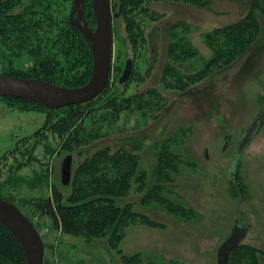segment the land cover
<instances>
[{
	"label": "rangeland",
	"instance_id": "obj_1",
	"mask_svg": "<svg viewBox=\"0 0 264 264\" xmlns=\"http://www.w3.org/2000/svg\"><path fill=\"white\" fill-rule=\"evenodd\" d=\"M109 1L113 12L118 5L122 8L113 21L109 81L96 103L79 104L72 112L84 115L82 134L87 136L81 139L87 138L88 144L78 147L72 140L65 144L66 137L49 129L71 117L69 108L53 110L16 97L0 98V196L36 227L45 246L44 264H124L123 256L135 255L142 264H216L217 249L236 215L241 224L249 225L242 243L263 251L257 256L264 264V120L239 162V186L229 175L243 132L264 113L262 15L258 14V36L230 65L186 91L168 89L162 83L166 65L181 76L200 72L212 56L205 34L241 19L254 0H207L206 6L167 0ZM257 1L264 10V0ZM73 2L20 0L12 12L26 11L27 17L40 19L43 53L62 60V41L56 42L60 30L66 22L80 20ZM82 16L83 24L94 32L85 12ZM171 43L191 45L198 54L175 62L169 57ZM2 56L3 75L29 73L35 63L25 53L12 58L5 51L7 60ZM128 59L132 71L121 84ZM139 93H143L142 102L133 99ZM226 135L231 140L223 150ZM108 145L135 153L144 175V185L132 179L128 194L118 198L117 205L131 204L133 211L155 225L127 227L115 249L107 237L86 241L60 234L34 209V203L48 197L53 188L66 203L71 185L61 184V164L67 155H72L74 174L84 159ZM164 146L168 148L163 150ZM161 152L168 161L162 196L185 208V216L155 202L142 203L155 184Z\"/></svg>",
	"mask_w": 264,
	"mask_h": 264
},
{
	"label": "trees",
	"instance_id": "obj_2",
	"mask_svg": "<svg viewBox=\"0 0 264 264\" xmlns=\"http://www.w3.org/2000/svg\"><path fill=\"white\" fill-rule=\"evenodd\" d=\"M167 1L192 3L197 6L207 5V0ZM19 2L20 0L0 2V54L3 55V59L7 60L4 56L5 51H8L12 58L25 53L33 57L35 63L29 73L14 71L7 75L37 78L63 87H79L86 84L93 65L87 39L71 23L66 22L56 39V42L62 41L59 47V50L62 49V60L59 57L49 56L48 53L44 54V41L38 35L42 30L40 19L27 17L26 11L13 14L12 9ZM83 8L86 21L89 25L95 26L91 0H84ZM258 14H261L264 19L263 8L257 0H254L241 19L206 33L205 41L211 47L209 48L212 50V56L203 69L192 76H181L173 67L166 65L162 77L165 88L186 91L191 84L199 83L230 65L258 36L260 29ZM197 54V51L188 44L171 43L169 48V57L175 62L193 59ZM152 92L154 91L149 93L154 94ZM101 95L85 104L96 103ZM142 95L143 93H139L133 96V99L142 102ZM7 98L8 100L14 99V97L4 99ZM35 106L42 107L41 105ZM78 106L81 105L64 107L70 109L71 117L50 125L49 129L60 138L66 137L65 144L72 140L80 147L87 145L88 141L87 138L81 139L87 136L82 134L84 115L75 116L76 114L72 113L79 108ZM140 109H142L141 106H139ZM163 148L165 150L168 147ZM158 158L155 184L143 197L142 203L155 202L165 206L173 214L185 216L188 214L185 208L171 203L162 196L163 184L168 181L165 180L168 161L164 152H161ZM132 179L144 185V175L139 171L138 156L124 148L112 149L109 145L103 146L84 159L72 174L71 192L66 203H63L62 193L53 188L48 197L34 203V209L41 217H47L53 229L60 234L80 237L86 241L107 237L109 246L115 249L122 241L123 231L127 227L137 224L155 226L146 215L133 211L131 204L118 206L116 203L118 198H123L128 194ZM231 180L233 181L232 178ZM259 252L263 253L261 250L241 243L230 251L228 264H260ZM122 260L124 264H142L138 255L123 256ZM0 264H26V257L20 242L1 222Z\"/></svg>",
	"mask_w": 264,
	"mask_h": 264
},
{
	"label": "water",
	"instance_id": "obj_3",
	"mask_svg": "<svg viewBox=\"0 0 264 264\" xmlns=\"http://www.w3.org/2000/svg\"><path fill=\"white\" fill-rule=\"evenodd\" d=\"M83 0H74L73 11L78 12L79 21L71 24L87 39L92 54V72L88 82L79 87H63L37 78H19L0 74V97H16L29 100L47 109H60L92 101L106 88L111 71L113 51V20L121 16L118 5L112 11L109 0H91L95 19L94 32L88 29L80 11ZM132 71V61L126 60L119 83H125ZM264 120V113L258 114L243 132L237 150L233 156L229 175L239 186L236 168L244 150L259 132ZM225 141L223 150L227 147ZM72 177V155H67L61 164V184L67 186ZM0 222L4 224L20 242L26 264H44L45 246L41 235L33 223L16 207L0 198ZM249 225H241L235 216L230 233L220 243L216 253V264H228L230 251L245 239Z\"/></svg>",
	"mask_w": 264,
	"mask_h": 264
},
{
	"label": "flooded vegetation",
	"instance_id": "obj_4",
	"mask_svg": "<svg viewBox=\"0 0 264 264\" xmlns=\"http://www.w3.org/2000/svg\"><path fill=\"white\" fill-rule=\"evenodd\" d=\"M110 2V1H109ZM114 21V20H113ZM112 31H113V23H112ZM0 98H6V97H0ZM255 138V137H254ZM231 140V136L230 135H226L225 136V141H227V143L229 142ZM253 141V140H252ZM251 144V143H250ZM237 147H238V143H237ZM237 147H236V150H237ZM249 147V146H248ZM247 147V148H248ZM247 148L244 150V152H243V155H244V153L246 152V150H247ZM236 152V151H235ZM235 154V153H234ZM242 155V156H243ZM240 222V221H239ZM241 225H244V224H241Z\"/></svg>",
	"mask_w": 264,
	"mask_h": 264
},
{
	"label": "bare ground",
	"instance_id": "obj_5",
	"mask_svg": "<svg viewBox=\"0 0 264 264\" xmlns=\"http://www.w3.org/2000/svg\"><path fill=\"white\" fill-rule=\"evenodd\" d=\"M74 16V15H73Z\"/></svg>",
	"mask_w": 264,
	"mask_h": 264
}]
</instances>
